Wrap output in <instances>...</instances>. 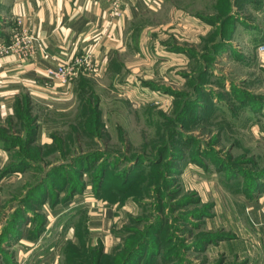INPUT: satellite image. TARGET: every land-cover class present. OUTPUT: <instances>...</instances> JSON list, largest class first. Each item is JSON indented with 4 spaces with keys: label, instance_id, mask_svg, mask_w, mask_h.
Instances as JSON below:
<instances>
[{
    "label": "rangeland",
    "instance_id": "obj_1",
    "mask_svg": "<svg viewBox=\"0 0 264 264\" xmlns=\"http://www.w3.org/2000/svg\"><path fill=\"white\" fill-rule=\"evenodd\" d=\"M250 2L163 0L129 22L100 71L70 80L61 107L31 100L0 121V264H41L54 248L65 264L132 252L127 264H247L256 233L243 197L264 173V114L247 119L236 96L264 103V70L252 34L228 31L259 26Z\"/></svg>",
    "mask_w": 264,
    "mask_h": 264
},
{
    "label": "crops",
    "instance_id": "obj_2",
    "mask_svg": "<svg viewBox=\"0 0 264 264\" xmlns=\"http://www.w3.org/2000/svg\"><path fill=\"white\" fill-rule=\"evenodd\" d=\"M250 1L249 5L264 13V0ZM121 3L120 15L109 18L107 0H0L1 11L8 20L0 28V40L8 41L11 30L17 27L35 35L41 44L26 57L14 53L0 56V121L12 113L14 102L24 95L47 108L61 107L60 102L72 92L67 89L68 83L60 85L51 79L45 68L70 61L89 47L104 66L122 47L129 22L157 10L163 0H121ZM260 22L259 26L242 22L236 25L234 33L243 28L252 34L254 61L264 70V52L258 54L256 49L264 39V19ZM237 56L245 60L246 52L239 51ZM261 105L258 115L248 110L249 120H261L264 103ZM257 181L251 197H243V214L256 233L253 243L249 241L247 264H264V173ZM38 257L42 258L41 264H60L56 248ZM22 260L20 264L29 261L27 256Z\"/></svg>",
    "mask_w": 264,
    "mask_h": 264
},
{
    "label": "built area",
    "instance_id": "obj_3",
    "mask_svg": "<svg viewBox=\"0 0 264 264\" xmlns=\"http://www.w3.org/2000/svg\"><path fill=\"white\" fill-rule=\"evenodd\" d=\"M109 18L120 15L122 3L121 0H107ZM106 30V29H105ZM8 41L0 40V56L14 53L19 57H26L33 52L35 48L41 46L39 39L24 30L17 27L11 30ZM258 54L264 52V40L256 46ZM101 61L95 57L93 48L89 47L82 54L67 62H61L55 67H46L47 75L58 84H67L81 71L95 73L102 68Z\"/></svg>",
    "mask_w": 264,
    "mask_h": 264
},
{
    "label": "trees",
    "instance_id": "obj_4",
    "mask_svg": "<svg viewBox=\"0 0 264 264\" xmlns=\"http://www.w3.org/2000/svg\"><path fill=\"white\" fill-rule=\"evenodd\" d=\"M232 25V24H231ZM235 27L236 26H234V24L232 25V27H231V29L228 31V33H229V35H228V33H225V32H223L224 33V35L225 36H227L228 35V38L229 39H231V38H233V36H234V30H235ZM264 40V39H263ZM262 41V40H261ZM201 90H200V92H198V98L200 97V95H201ZM236 99H237V101L240 103L239 105V107L240 108H242V109H246V108H249V111L250 112H254V113H256V112H258L260 109H261V104H263V102H259L258 100L256 101L254 98H252V97H241V98H238L237 96H236ZM31 102V100H30V98H28L27 96H22L21 98H19V99H17L15 102H14V108H13V110H17V111H19L22 107H24V110H26V111H28L29 112V110L30 109H32V107H30V103ZM249 104V105H248ZM254 113H251V114H254ZM7 117H9V116H7ZM247 119H249V117H247ZM8 121H6V123H7ZM5 140L3 139V138H0V145H2L3 147L5 146ZM8 146V145H7ZM11 147V146H10ZM141 160V158H138V157H135V158H133L132 159V161L133 162H138V161H140ZM131 160L129 161V165H130V163L132 162ZM153 162V161H152ZM126 164V163H125ZM129 165H128V167H129ZM125 166H127V165H125ZM128 167H125V168H127L126 170V179L128 178V175H129V169H128ZM263 173V172H262ZM104 177H105V170H101V173L99 174V179H98V181H97V186L94 188V191H93V195L97 198L98 197V191H99V189L100 188H102L103 186H104ZM79 187L78 186H76V185H73V184H70V187H69V190L71 191V194H72V196L74 197L75 196V194H77V193H81V191H83L84 189H81V191L78 189ZM256 188H257V186H255V187H253V188H251V189H249L248 191H247V193H246V196L247 197H251V193L254 191V190H256ZM98 189V190H97ZM83 221L82 220H79V221H77V222H74V226L75 227H77V230H75V235H77V237H78V239L80 240V239H82V237H84V238H86V233H87V228H85V226L83 225ZM44 222L43 223H41L40 225H39V231L40 232H42L43 231V229H44ZM82 227V231H79L80 230V228ZM38 231V232H39ZM39 233H37L36 235H38ZM20 236H16L15 238H14V241L16 240V239H18ZM15 243V242H14ZM67 243H69V245H66V247H65V250H67V249H69V248H71L72 250H71V252H73L72 254L74 255V256H76V252H75V250L73 249L74 247H75V244L73 243V241H67L66 242V244ZM65 246V245H64ZM63 246V247H64ZM65 250H64V252H65ZM70 252V253H71ZM66 253V252H65ZM96 253H97V255H104V253H103V251H101V247H99V248H97L96 249ZM132 254H133V252L132 253H130L128 256H126L125 257V261H124V263L125 264H127L128 263V261H130V259H131V256H132ZM76 257H78V256H76ZM68 262V260H65L64 259V261L62 260V261H60V264H65V263H67ZM77 263H80V260H78L77 261Z\"/></svg>",
    "mask_w": 264,
    "mask_h": 264
}]
</instances>
